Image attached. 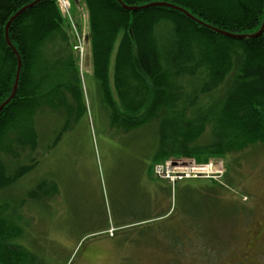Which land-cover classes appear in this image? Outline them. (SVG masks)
I'll use <instances>...</instances> for the list:
<instances>
[{
  "label": "trees",
  "instance_id": "1",
  "mask_svg": "<svg viewBox=\"0 0 264 264\" xmlns=\"http://www.w3.org/2000/svg\"><path fill=\"white\" fill-rule=\"evenodd\" d=\"M34 1L0 0V105L13 91L18 65L5 41V28L13 15ZM122 1L128 6L170 3L233 34H254L264 22V0ZM84 2L90 12L94 75L105 93L110 124L125 136L155 128L154 156L146 167L137 168V174L153 181L154 166L170 157L201 161L232 155L234 159L236 152L264 145V32L234 40L175 10L154 7L130 12L116 0ZM65 26L58 2L46 0L9 27V39L23 66L18 92L0 114L3 198L10 197L39 164L40 158L34 156L40 146L36 119L45 107L57 111L66 105L73 118L76 105H82L79 69ZM111 76L115 100L110 96ZM46 188V181L37 183L18 207L32 202L44 205L43 198L52 195ZM194 190L197 196L215 198L220 204L211 214L182 205L184 220L193 221V229L205 233L213 219L209 217L226 207L214 191ZM9 200L0 204V264H44L41 246L28 241V228L20 223L22 213L12 210ZM169 214L164 210L147 221Z\"/></svg>",
  "mask_w": 264,
  "mask_h": 264
},
{
  "label": "rangeland",
  "instance_id": "2",
  "mask_svg": "<svg viewBox=\"0 0 264 264\" xmlns=\"http://www.w3.org/2000/svg\"><path fill=\"white\" fill-rule=\"evenodd\" d=\"M56 1L68 10L63 17L79 69L82 105H76L73 118L66 105L57 111L45 107L36 119L38 166L10 197L0 195V204L10 199L12 210L22 213L20 223L28 228V241L41 246L44 264H264V145L236 152V162L232 155L164 160H194L219 171L211 168V174L196 178L172 170L169 177L164 170L161 178L156 165L153 181L137 174L154 156L155 128L125 136L110 124L105 93L94 75L88 7L84 0H67L65 9L63 1ZM112 79L110 96L115 100ZM42 181L52 192L43 198L44 205L18 207ZM192 188L214 191L226 207L209 217L213 219L205 233L184 220L182 205L211 214L219 203L197 196ZM164 210H170L169 217L147 221Z\"/></svg>",
  "mask_w": 264,
  "mask_h": 264
},
{
  "label": "water",
  "instance_id": "3",
  "mask_svg": "<svg viewBox=\"0 0 264 264\" xmlns=\"http://www.w3.org/2000/svg\"><path fill=\"white\" fill-rule=\"evenodd\" d=\"M46 0H36L33 3L21 8L15 15H13L10 20L8 21L6 28H5V41L8 45V47L13 51V53L15 54L17 61H18V65H17V71H16V80H15V84L13 87V91L11 93V95L0 105V114L2 113L3 110H5L6 108H8L10 106V104L12 103L13 99L15 98L18 89H19V84H20V79H21V72H22V58L19 54V52L17 51V49L13 46V44L11 43L10 39H9V27L11 26V24L18 19L22 14H24L25 12L29 11L32 8H35L38 4L44 2ZM117 3L125 10L130 11V12H136V11H140V10H145V9H149V8H154V7H163V8H167L170 10H175L178 12H181L182 14H184L185 16H187L190 20H192L194 23L198 24L201 27H204L205 29L212 31L214 33L220 34L222 36L234 39V40H248V39H252V38H256L259 37L263 32H264V22L262 27L260 28V30L254 34H233L218 28H215L211 25L206 24L205 22L201 21L200 19H198L197 17L193 16L191 13H189L188 11H186L185 9L178 7L176 5L170 4V3H166V2H153V3H149L146 5H142V6H128L126 5L122 0H116Z\"/></svg>",
  "mask_w": 264,
  "mask_h": 264
},
{
  "label": "built area",
  "instance_id": "4",
  "mask_svg": "<svg viewBox=\"0 0 264 264\" xmlns=\"http://www.w3.org/2000/svg\"><path fill=\"white\" fill-rule=\"evenodd\" d=\"M61 2L63 1L64 3V8L68 9V1L67 0H60ZM59 1V2H60ZM61 11L63 14H67L64 11L63 8L60 6ZM76 50H80L82 52V47L80 46H76L75 48ZM172 162V161H171ZM166 162L165 164H158L155 166V170H156V174L159 175L161 178H163V174H164V170H166V172H168L167 177H169V173H171L170 170L172 171H177L175 172V174H182V176H186L187 178H191V177H198V176H202V175H208L211 174L210 169L212 168L215 172H219L217 170V168L211 164V165H206V166H201L196 164L195 161H188V160H180L177 161L175 164L172 162ZM220 170H223V164L218 165ZM181 168V169H180ZM212 174H215L214 172H212ZM221 174V173H219ZM193 175V176H191ZM166 178V177H165Z\"/></svg>",
  "mask_w": 264,
  "mask_h": 264
},
{
  "label": "flooded vegetation",
  "instance_id": "5",
  "mask_svg": "<svg viewBox=\"0 0 264 264\" xmlns=\"http://www.w3.org/2000/svg\"><path fill=\"white\" fill-rule=\"evenodd\" d=\"M258 227H259V228H261V227H262V225H261V224H259V225H258ZM263 231H264V230H263Z\"/></svg>",
  "mask_w": 264,
  "mask_h": 264
}]
</instances>
